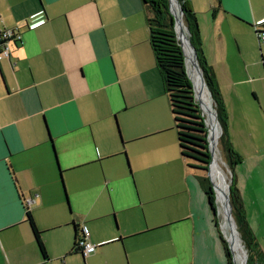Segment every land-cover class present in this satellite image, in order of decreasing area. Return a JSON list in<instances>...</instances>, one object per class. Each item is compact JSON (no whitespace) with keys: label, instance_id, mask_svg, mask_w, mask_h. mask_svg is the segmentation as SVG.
<instances>
[{"label":"crops","instance_id":"0c3cea01","mask_svg":"<svg viewBox=\"0 0 264 264\" xmlns=\"http://www.w3.org/2000/svg\"><path fill=\"white\" fill-rule=\"evenodd\" d=\"M185 1L264 255V0ZM5 29L22 38L0 60V264H229L182 154L142 0H0ZM82 225L97 245L86 257L74 251Z\"/></svg>","mask_w":264,"mask_h":264},{"label":"trees","instance_id":"16d2710c","mask_svg":"<svg viewBox=\"0 0 264 264\" xmlns=\"http://www.w3.org/2000/svg\"><path fill=\"white\" fill-rule=\"evenodd\" d=\"M142 2L150 32L149 42L156 59L157 68L163 80L165 92L170 98L175 118V127L179 133L182 154L188 161L189 167L196 171L197 179L208 197L215 221L217 222L218 209L213 201L212 183L209 177L203 173L208 171L211 161L208 129L205 124V118L199 108L188 64L176 33L175 18L170 8V0H142ZM179 2L183 9L184 24L188 27L191 42L197 50L198 60L203 70L204 78L211 93L214 108L217 111L219 123L222 128V136L220 139L218 137L219 149L221 148L225 161L232 173H234L235 166L238 164L239 155L235 152L228 138L226 107L212 69L204 54L199 22L196 13L186 1L179 0ZM1 43L0 41V44ZM186 123L190 126L187 127L184 125ZM218 134L220 135L219 127ZM195 145L200 148L201 153L198 165H193L191 161H189L192 157L190 151L194 150L193 147ZM197 170H200V172ZM213 180L215 181L214 178ZM230 200L233 206V216L240 238L248 252V264H264L263 252L249 227L242 197L234 181L230 186ZM27 220L32 227L42 255L47 257V250L42 238V232L38 229L29 209L27 210ZM221 241L224 245L229 264H233L232 252L223 235H221ZM78 250L80 249L78 247L77 238L74 251Z\"/></svg>","mask_w":264,"mask_h":264},{"label":"bare ground","instance_id":"6f19581e","mask_svg":"<svg viewBox=\"0 0 264 264\" xmlns=\"http://www.w3.org/2000/svg\"><path fill=\"white\" fill-rule=\"evenodd\" d=\"M174 2V6H175V1ZM179 31H180V26L178 27ZM185 39V38H184ZM184 48L186 50V54H187V61L189 64H191V60L193 59V51L192 48L190 47V43L187 39H185L184 41ZM188 64V65H189ZM192 65V64H191ZM192 77L193 80L196 84V87L198 89L199 92V100L201 102V105L203 107V109L205 110L206 115L208 116V124L210 127V133H211V139H213L214 141L218 140V137L220 138V135L218 134V127L216 120H215V116H214V110H213V106H212V102L207 94V88L204 87L202 85L201 82V78L200 75L198 73V71L193 68L192 66ZM219 150L216 149L214 150V154H213V161L211 164V169H210V174L211 177H213V174L215 175V178L219 179V183H218V187H217V193L220 197L219 203L220 204H225L226 202V194L228 193V178L226 180V175L223 171L224 168H222L221 164H220V159H219ZM216 182V180H215ZM217 184V182H216ZM225 211H224V215H225ZM225 226L227 227V224L225 223ZM230 237L228 238L229 240L231 239V243L232 245L236 248L237 252L234 250V253L236 254V258L237 260L240 261L241 264L244 263V248L243 245L241 243V241L239 240V234L237 232V229L235 228V226L233 225L232 229H230ZM232 246V247H233Z\"/></svg>","mask_w":264,"mask_h":264},{"label":"water","instance_id":"95a60500","mask_svg":"<svg viewBox=\"0 0 264 264\" xmlns=\"http://www.w3.org/2000/svg\"><path fill=\"white\" fill-rule=\"evenodd\" d=\"M173 1H175V3H176L175 6H174V2ZM170 8H171V11H172V13L174 15V18H175L176 33H177L178 39L180 40V44L182 46L186 61H187V54H186V50H185V48L183 46V40H182L183 38H185V39H187L189 41L190 47L192 48V51H193V59L191 60V64H192L193 68H195L198 71V73L200 75V78H201L202 85L208 89V86H207L205 78H204L203 70H202V68L200 66V63H199V60H198L197 50H196L195 46L193 45V43L191 42V39H190V36H189V33H190L189 29H188L187 26H185L184 21H183V9H182V6H181L179 0H170ZM179 26H180V31L178 29ZM191 79H192V82H193V88H194V91H195L196 98H197V100H199V92L197 91V87H196V84H195L192 76H191ZM209 93H210V91H209ZM210 96H211V93H210ZM199 102H200V100H199ZM213 110H214V116H215V120H216L217 126H219V119H218L217 111H216V109L214 107H213ZM203 116L205 118L206 124H208V118L206 117V114L204 112H203ZM207 128H208V131H209V133H208L209 149H210V152H211V155H212V161H213L214 150H216V149L220 150L219 149V141L218 140L214 141L213 139H211V133H210L209 124L207 125ZM212 161H211V164H212ZM210 169H211V165H210V168H209V171H208V177H209V179H210V181L212 183L213 188L217 192V185H216L215 181L213 180V178L211 177ZM217 195H218V193H217ZM221 206H222L223 210L226 212L225 215H224L225 223L229 226L230 229H232L233 225L237 229L236 221H235L234 216H233V206H232V203H231V200H230V190L226 194V202H225V204H221ZM222 226H223V224H222ZM237 232H238V229H237ZM224 237H225V239L227 240V242H228V244L230 246V249H231V252H232V255H233V264H239V262H238V260L236 258V254L234 253V250H233V247H232V243L228 239L227 235H225ZM239 240L241 241V243L243 245V248H244V244H243V242H242L240 237H239ZM244 255H245V258H244V263L243 264H248V254H247V250L245 248H244Z\"/></svg>","mask_w":264,"mask_h":264},{"label":"rangeland","instance_id":"374dc122","mask_svg":"<svg viewBox=\"0 0 264 264\" xmlns=\"http://www.w3.org/2000/svg\"><path fill=\"white\" fill-rule=\"evenodd\" d=\"M189 36H190V33H189ZM183 40V43H184V41H185V39L183 38L182 39ZM187 64H189L188 63V61H187ZM188 69H189V72H190V76H192L191 74H192V65L191 64H189L188 65ZM197 91H198V89H197ZM207 94H208V96H209V98H210V100H211V102H212V106L214 107V104H213V101H212V98H211V96H210V93H209V90L207 89ZM197 102H198V105H199V108H200V110H201V112H202V115H203V112L205 113V110L203 109V107H202V105L200 104L201 102H199V100H197ZM206 114V113H205ZM206 117L208 118V116L206 115ZM183 118H187V117H183ZM205 124H206V121H205ZM184 125H186L187 127H189L190 125L189 124H184ZM208 124H206V126H207ZM208 129V128H207ZM219 129H220V137L222 136V128H221V126H220V123H219ZM208 133H209V131H208ZM219 140V139H218ZM193 149L194 150H192V151H190V155L192 156L191 157V159L189 160V161H191V163L193 164V165H198V163H199V159L201 158V153H200V148L197 146V145H195L194 147H193ZM219 153H220V155H219V159H220V164H221V166H222V168H224L223 169V171H224V173H225V175H226V180H227V178H228V180H227V182H228V191L230 190V186L232 185V183H233V177H232V171H231V169H230V167L228 166V164H227V162L225 161V159H224V156H223V153H222V151H221V148H220V150H219ZM210 154H211V152H210ZM211 161H212V155H211ZM211 161H210V164H209V167H208V171H209V168H210V165H211ZM198 172H200V170H197ZM208 171L207 172H203V173H205L207 176H208ZM213 177H214V179L216 180V182H217V187H218V181H219V179L217 178H215V175L213 174ZM215 182V183H216ZM212 188H213V186H212ZM218 191V190H217ZM219 200H220V197H219V195H217V192L215 191V189L213 188V201H214V204H215V206H216V208L218 209V212H217V223H218V225H219V228H218V231L223 235V236H225V235H227V237L228 238H231L230 237V228H229V226L227 225V227L225 226V220H224V210H223V208H222V206H221V204L219 203ZM222 224H223V226H222ZM239 234V233H238ZM239 237H240V234H239ZM230 241H231V239H230ZM229 245V244H228ZM233 246V245H232ZM229 248H230V246H229ZM233 248H234V250L237 252V250H236V248L233 246ZM245 248V247H244ZM246 249V248H245ZM231 250V249H230ZM247 254H248V252H247ZM238 262H239V264H241L240 263V261L238 260Z\"/></svg>","mask_w":264,"mask_h":264},{"label":"built area","instance_id":"2783aa9c","mask_svg":"<svg viewBox=\"0 0 264 264\" xmlns=\"http://www.w3.org/2000/svg\"><path fill=\"white\" fill-rule=\"evenodd\" d=\"M36 23H32L34 26ZM257 35L260 40H264V19L256 23ZM22 34L17 29H5L0 34V60L9 58L11 56L12 45L15 42H20ZM78 247L82 251L83 255L89 256L96 252L97 245L90 240V231L87 225H82L78 237Z\"/></svg>","mask_w":264,"mask_h":264}]
</instances>
